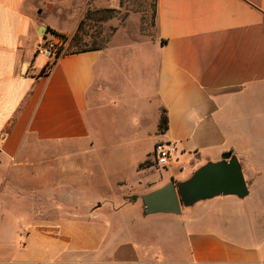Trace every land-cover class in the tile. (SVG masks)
<instances>
[{
	"label": "crops",
	"instance_id": "obj_1",
	"mask_svg": "<svg viewBox=\"0 0 264 264\" xmlns=\"http://www.w3.org/2000/svg\"><path fill=\"white\" fill-rule=\"evenodd\" d=\"M117 5L0 0V173L17 180L30 170L38 180L24 187L0 177V264H264V0H154L155 35L64 51L41 75V25L76 46L86 22ZM108 111L122 116L106 122ZM113 120L119 128L108 126ZM109 138L116 144L99 150ZM159 142L180 163L161 180L148 166ZM70 145L82 146L90 164L61 166L58 182L45 181L61 156L37 162L32 152ZM228 151L242 164L248 196L143 214L139 196L151 181L187 180Z\"/></svg>",
	"mask_w": 264,
	"mask_h": 264
},
{
	"label": "rangeland",
	"instance_id": "obj_2",
	"mask_svg": "<svg viewBox=\"0 0 264 264\" xmlns=\"http://www.w3.org/2000/svg\"><path fill=\"white\" fill-rule=\"evenodd\" d=\"M110 10L104 11L102 13H97L94 17H92L90 20H88L83 28V31L81 33L82 35V43L78 45L67 44L66 41H63L60 37L54 36L51 32L46 31L42 35H40L42 39L41 42L43 43H54L57 46L64 47V51L66 53L71 51H76L82 48H88L95 45V41L101 44L108 43L113 37L115 36H122V37H149L153 36L156 33V22L154 18V0H118V5L114 7H107ZM51 11V10H50ZM48 11L46 16L51 18L55 25H57L58 28L64 30L67 28L64 16L59 13H53ZM66 22V23H65ZM75 41V40H73ZM100 118L105 120L106 122L111 121L112 118L118 119L122 116L117 111H108L103 114H100ZM118 120L115 122V124H109L110 128L117 129L120 126L118 124ZM95 122V118L93 120ZM110 123V122H109ZM110 131V130H109ZM116 139L111 140L110 138L99 145V150H105L107 148H112L113 143L116 144ZM152 142L147 143V148L152 149ZM85 145H83L84 147ZM82 146H65L64 148L60 149H54L49 151H33L32 157L35 161L40 162V155L43 153L50 155L52 151L57 152L58 155L61 156V159L57 162H54V168L50 171H45L43 174V178L45 181H48L49 183L58 182L59 181V173L57 172V168L59 169L61 166L63 167H70V165L78 167L80 166H88L87 159H85V152L84 148H81ZM155 157H153L154 160ZM51 159H49L50 161ZM86 161V162H85ZM172 161V162H171ZM170 163L168 165H161L157 164L155 161H151L148 166L151 168L150 174L151 178H157L158 180L163 179L168 175V172L166 173L169 168H178L179 162L176 160V158H172ZM36 162V163H37ZM39 164V165H38ZM38 168L42 167L40 163H38ZM72 166L70 167L71 170H73ZM66 170V169H64ZM67 170H69L67 168ZM6 175L7 178L10 177L8 180V183L11 181H14L15 184H22L24 187H31L34 182H38L37 178L35 176L33 177L31 175V171L28 170L27 172H23V175L20 177V179H15L14 173H0V177ZM65 177V176H64ZM168 177V176H167ZM178 178V174H174V179ZM155 179L154 181H151V187L149 189L144 190L140 194V198L142 195L160 187L156 186V182L158 181ZM66 180V179H65ZM67 181V180H66ZM67 184H70L71 186H75L78 183L72 180L69 182H65ZM26 184V185H25ZM10 185V184H9ZM79 186V185H78ZM78 186H75L76 188ZM93 190L98 191L99 194H105L106 191H108L106 188L101 187H94ZM167 236L169 234H166ZM150 240H153L151 237ZM149 240V241H150ZM144 243V242H142Z\"/></svg>",
	"mask_w": 264,
	"mask_h": 264
},
{
	"label": "water",
	"instance_id": "obj_3",
	"mask_svg": "<svg viewBox=\"0 0 264 264\" xmlns=\"http://www.w3.org/2000/svg\"><path fill=\"white\" fill-rule=\"evenodd\" d=\"M41 25L38 32H46ZM250 193L239 158L231 151L224 152L218 161L200 166L187 180H171L144 194L145 216L156 213L180 214L183 207L217 196L235 195L245 198Z\"/></svg>",
	"mask_w": 264,
	"mask_h": 264
},
{
	"label": "built area",
	"instance_id": "obj_4",
	"mask_svg": "<svg viewBox=\"0 0 264 264\" xmlns=\"http://www.w3.org/2000/svg\"><path fill=\"white\" fill-rule=\"evenodd\" d=\"M37 54H41L47 58V63L44 66L49 73L57 61L64 54V47L55 45L54 43L41 42L37 46ZM155 158L154 161L157 164L168 165L173 157L175 151L174 147L166 142H159L155 146Z\"/></svg>",
	"mask_w": 264,
	"mask_h": 264
},
{
	"label": "trees",
	"instance_id": "obj_5",
	"mask_svg": "<svg viewBox=\"0 0 264 264\" xmlns=\"http://www.w3.org/2000/svg\"><path fill=\"white\" fill-rule=\"evenodd\" d=\"M92 13H93V12L89 11V12L86 14L85 19L81 21V23H80V25H79V27H78L76 33H75V34L73 35V37H72V40H77V38H78V40H79V34H80V31H81L83 25L85 24V20H86V19H89V17H91V14H92ZM47 31L53 33V34H54L55 36H57V37H60L63 41L68 40V36H66L65 34H62V33L58 32V31H56V30H53V29H51V28H47ZM76 43H77V42H76ZM83 51H84V50H83ZM72 53H73V52H72ZM55 62H56V61H55ZM55 62H54V63H55ZM47 74H48V72H47L46 68H43L42 71H41V75H47ZM167 128H168V116H167V114H163V115H162V118H161V121H160L159 129H160V131L164 132L165 130H167ZM146 163H147V162H146ZM146 163H144L143 165H145ZM137 198H138L137 195H133V196L130 197L131 200H136Z\"/></svg>",
	"mask_w": 264,
	"mask_h": 264
}]
</instances>
